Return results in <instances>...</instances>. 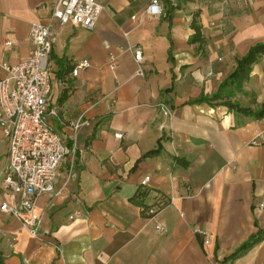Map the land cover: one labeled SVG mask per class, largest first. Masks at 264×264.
Listing matches in <instances>:
<instances>
[{
    "label": "crops",
    "instance_id": "1",
    "mask_svg": "<svg viewBox=\"0 0 264 264\" xmlns=\"http://www.w3.org/2000/svg\"><path fill=\"white\" fill-rule=\"evenodd\" d=\"M55 1L0 0L2 59L31 56V26L47 22ZM97 1L104 11L93 30L54 28L47 119L75 153L59 165L54 194L37 199V237L1 210L17 207L21 196L5 185L0 126L3 263L264 264V238L231 259L264 231V118L225 105L264 107V56L240 89L227 86L211 101L264 43V0L164 1L165 16L146 14L150 0ZM195 19L201 41L191 43ZM129 48L142 50L144 77L136 76ZM84 60L90 66L73 76ZM146 178L144 205L160 195L170 202L153 218L137 204Z\"/></svg>",
    "mask_w": 264,
    "mask_h": 264
},
{
    "label": "built area",
    "instance_id": "2",
    "mask_svg": "<svg viewBox=\"0 0 264 264\" xmlns=\"http://www.w3.org/2000/svg\"><path fill=\"white\" fill-rule=\"evenodd\" d=\"M164 1L176 0H150L146 14L165 16ZM103 11L104 6L97 0H56L47 22L31 26V56L18 64H10L0 57V126L8 146L5 185L21 196L17 207L3 204L1 210L21 220L33 237H37L41 221L37 199L43 194H54L59 165L75 153V147L70 148L47 119L52 83L50 54L57 40L54 28L72 24L93 30ZM4 45L11 48L13 43L6 41ZM128 50L134 54L136 76L144 77L142 50ZM89 66L87 60L78 62L73 76ZM160 107L165 117H172L167 104L162 103ZM50 114L57 116L56 110ZM81 126L82 121L78 120L74 130L77 132ZM122 137V134L116 135L117 139ZM149 182L150 178H146L142 186L147 187ZM148 214L155 216L156 212L149 210ZM156 230L162 233L164 227L158 225ZM199 234L208 244V234Z\"/></svg>",
    "mask_w": 264,
    "mask_h": 264
},
{
    "label": "trees",
    "instance_id": "3",
    "mask_svg": "<svg viewBox=\"0 0 264 264\" xmlns=\"http://www.w3.org/2000/svg\"><path fill=\"white\" fill-rule=\"evenodd\" d=\"M193 29L195 30V35L191 39V43L200 42V28L197 26L196 19L193 21L192 24ZM264 56V43H258L255 46H253L248 54L242 58L238 62V66L236 70L233 72L232 75L221 85V91L219 94L215 95L211 101H217L220 98H222V91L227 86H234L237 90L240 89L243 84L249 80L250 73L252 66L256 64L262 57ZM204 99H200L198 102H202ZM226 106L230 108V110H233L237 113L244 114L250 117H253L255 119H263L264 118V107L257 112H253L249 109H243L239 105H235L231 102H226ZM154 152H158L155 150ZM149 191L147 187H142L137 192V195H139V200L137 204L142 208L143 214L148 218H153V215H149V210H155L157 213L159 210L164 209L169 205V200L165 196L160 195L158 197V200L156 204L152 207H147L144 205L143 200L147 197ZM264 238V231L258 233L257 235L253 236L248 242L243 244L234 255L231 256V259L237 258L240 254H242L244 251L248 250L250 247H252L255 243L259 242ZM0 264H4L2 259L0 258Z\"/></svg>",
    "mask_w": 264,
    "mask_h": 264
}]
</instances>
